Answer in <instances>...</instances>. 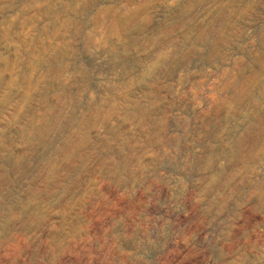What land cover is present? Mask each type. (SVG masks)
I'll use <instances>...</instances> for the list:
<instances>
[{"label":"rangeland","instance_id":"rangeland-1","mask_svg":"<svg viewBox=\"0 0 264 264\" xmlns=\"http://www.w3.org/2000/svg\"><path fill=\"white\" fill-rule=\"evenodd\" d=\"M0 264H264V0H0Z\"/></svg>","mask_w":264,"mask_h":264}]
</instances>
